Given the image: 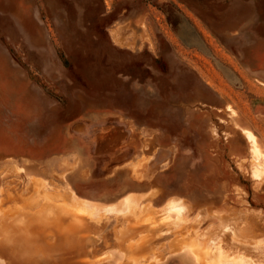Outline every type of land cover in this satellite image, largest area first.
Listing matches in <instances>:
<instances>
[{"label":"rangeland","instance_id":"rangeland-1","mask_svg":"<svg viewBox=\"0 0 264 264\" xmlns=\"http://www.w3.org/2000/svg\"><path fill=\"white\" fill-rule=\"evenodd\" d=\"M255 145L264 0H0V264H264Z\"/></svg>","mask_w":264,"mask_h":264},{"label":"bare ground","instance_id":"bare-ground-1","mask_svg":"<svg viewBox=\"0 0 264 264\" xmlns=\"http://www.w3.org/2000/svg\"><path fill=\"white\" fill-rule=\"evenodd\" d=\"M114 39L115 41H118V36L117 35H114ZM245 139L249 145V143H252L253 140H255L254 136L246 131L245 133ZM252 152H253V159L252 161L254 162V166L252 167L251 169V174H252V177L257 179V180H262L264 178V152L261 150V148H258L256 145L252 148ZM142 164V163H141ZM138 165V164H137ZM145 165V164H144ZM140 166V165H138ZM137 166V167H138ZM146 166V165H145ZM134 167V166H133ZM144 168V167H143ZM136 169V168H135ZM53 173V172H52ZM57 174V173H56ZM141 180V179H140ZM142 181V180H141ZM43 182V181H42ZM37 186V185H36ZM42 186V185H41ZM75 197V196H74ZM49 198V197H48ZM77 198V197H76ZM128 198V197H127ZM71 200L75 203L73 204L71 201L69 202V206H71V208L73 209H76L77 211L81 210L83 208V210L85 209L86 212H88L89 210H94V209H89L88 211L86 209L89 208L88 204L89 202H86V201H81V203L77 202V199L75 200L74 198ZM79 200V199H78ZM47 201H48V204H47ZM46 201V206L49 207V199ZM77 203H76V202ZM32 202V201H31ZM57 204V203H56ZM72 204V205H71ZM78 204H80L78 206ZM127 204V202H126ZM91 205V203H90ZM73 206V207H72ZM189 206V205H188ZM32 207H36V205H33ZM58 207V206H56ZM88 207V208H87ZM91 207V206H90ZM46 208V207H45ZM95 208V207H94ZM166 208V207H165ZM19 209V208H18ZM30 210H31V206H30ZM139 210V209H138ZM148 207H147V211H148ZM164 210V208H163ZM17 211V210H16ZM82 211V210H81ZM131 211V210H130ZM50 212V211H49ZM84 212V211H82ZM91 212V211H90ZM136 212L137 213V206L136 207H133V213ZM166 212V211H165ZM60 213V212H59ZM85 213V212H84ZM89 213V212H88ZM231 213V212H230ZM14 214V215H13ZM41 214V213H40ZM53 214V213H51ZM55 214V213H54ZM62 216H60V221H64L65 218V213H61ZM60 214V215H61ZM8 214H5V216H7ZM57 215V214H55ZM77 215V214H76ZM81 215V214H80ZM181 215V214H180ZM39 213H30V214H22V213H18L17 215H15V213H11L10 217L8 218H4L2 219L0 222H1V225H0V229H1V234L3 235V233H6V240L8 239L9 236L12 235V239H16V240H19V244H21V249L23 251L24 254L26 255H29L30 253L31 254H34V256L37 255V253L39 251H36V249H39L41 250L42 248H44V246H49V244H51L53 247L54 250H57V248L61 245V243L63 245H65V235H63V238L61 239L60 237H56L54 235L51 234L52 237H50V241L49 242H52V243H47L46 240H42L43 239V236L40 238V236H36L35 233L33 235V240L31 242L29 241H25V239H21V235H22V232L25 233V231H27V229L29 230H32L34 232H39V231H43L47 228L48 226V222H46L43 219H41L39 217ZM4 217V216H3ZM72 217V216H71ZM176 217V216H175ZM12 218V224L9 222V219ZM59 218V217H57ZM73 219V218H72ZM159 219V218H158ZM160 220V219H159ZM166 220V219H165ZM74 222L76 221V219L73 220ZM163 221V220H162ZM9 222V223H8ZM73 222V223H74ZM78 223V221H76ZM72 223V224H73ZM164 223V222H163ZM168 223V222H167ZM69 224V222H68ZM71 224V223H70ZM69 224V225H70ZM151 224V223H150ZM170 224V223H169ZM68 225V226H69ZM66 227V225H65ZM166 227V226H165ZM164 227V228H165ZM3 228V230H2ZM11 228V232L13 233H10L11 235H8V231L7 229H10ZM68 228V227H67ZM32 234V233H31ZM63 234H65V232H63ZM60 236V235H58ZM196 236V235H195ZM4 238V237H3ZM204 238V237H203ZM198 239V237H197ZM196 239V240H197ZM214 239V238H213ZM211 239V240H213ZM199 240V239H198ZM209 240V239H208ZM4 241V240H3ZM2 241V243H3ZM210 241V240H209ZM6 242V241H5ZM197 242V241H196ZM213 243H215V241L213 240ZM213 243L211 245H213ZM4 244V243H3ZM3 244H1L0 242V253L1 252H5L4 251V248H3ZM48 244V245H47ZM216 244V243H215ZM218 245V244H217ZM220 245V244H219ZM214 246V245H213ZM212 247V246H211ZM19 247L18 248H13V247H10L8 248V246H6V250L7 252H5V254L9 253L8 251H10L11 255H14L16 250L18 251ZM48 249V248H47ZM60 251V250H59ZM63 252V251H62ZM64 253V252H63ZM39 255V254H38ZM63 256V254H61ZM216 258V257H215ZM213 259V258H212ZM58 261V260H57ZM61 261L62 258H61ZM218 262H220L221 264V261L220 260H217ZM53 262H56V261H53ZM95 262V261H94ZM210 262V261H209ZM212 262V261H211ZM215 263V260L213 261ZM217 262V263H218ZM62 262H59V264H61ZM214 263H211V264H214ZM215 263V264H217ZM62 264H65V263H62ZM94 264H97L94 263ZM207 264V262H206ZM219 264V263H218Z\"/></svg>","mask_w":264,"mask_h":264},{"label":"crops","instance_id":"crops-1","mask_svg":"<svg viewBox=\"0 0 264 264\" xmlns=\"http://www.w3.org/2000/svg\"><path fill=\"white\" fill-rule=\"evenodd\" d=\"M108 1L111 3L112 8L114 9L115 6L117 5V3L121 2L122 0H108ZM121 16H124V14H122ZM145 19L146 18H145V16L143 14H139V13L136 12V14L133 17H131L129 20L126 19V21H124V22H121V20H119L117 22V24L121 25V24H125V23H131V24L135 25V24H140ZM143 45L146 46L145 44H143ZM118 46H122V45H118ZM135 48L138 50L139 46H136Z\"/></svg>","mask_w":264,"mask_h":264}]
</instances>
